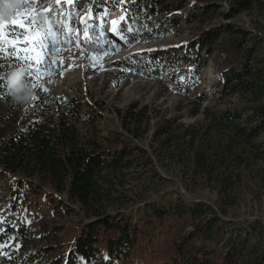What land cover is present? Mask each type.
I'll use <instances>...</instances> for the list:
<instances>
[{
	"label": "trees",
	"instance_id": "trees-1",
	"mask_svg": "<svg viewBox=\"0 0 264 264\" xmlns=\"http://www.w3.org/2000/svg\"><path fill=\"white\" fill-rule=\"evenodd\" d=\"M217 1H196L189 10L186 0L129 3L148 18L178 11L192 22L210 17L221 7ZM222 1L227 2L226 20L201 30L182 48L187 85L199 83L210 58L219 78L211 99L221 104L237 97L238 103L200 112L210 100L204 91L193 113L203 114L205 128L182 126L177 133L169 122H159L151 154L120 132L104 140L96 132L83 134L77 126L84 116L82 100L48 96L26 70L23 78L35 86L36 95L30 106L13 104L6 74L17 61L0 54V264H131L134 249L156 234L162 237L160 264H263L264 244L252 242L261 224L227 213L243 186V171L264 162L262 40L232 20L264 10V0ZM87 32L85 41L97 51L94 32ZM146 113L138 105L119 111L122 126L135 139L149 130ZM152 155H165L178 166L187 186L214 191L216 205L164 192L156 199L137 198L134 210L121 208L117 200L125 178L154 169ZM260 172L264 176V166ZM73 205L85 210L87 219L67 244L54 245L59 228L44 218L69 215Z\"/></svg>",
	"mask_w": 264,
	"mask_h": 264
},
{
	"label": "rangeland",
	"instance_id": "rangeland-1",
	"mask_svg": "<svg viewBox=\"0 0 264 264\" xmlns=\"http://www.w3.org/2000/svg\"><path fill=\"white\" fill-rule=\"evenodd\" d=\"M186 1L189 10L196 1L205 3L209 0ZM217 2L221 7L209 14L210 17L188 22L178 11L169 14L158 11L148 18L143 11L132 7L129 0H82V3H77V0L71 3L65 0H43L42 3L40 0L36 3L32 0L27 3L25 0H0V20L7 21L9 28H15L11 25L12 18L29 9L40 22L35 27L44 44L48 45L44 51L49 54V61H55L42 65V70L47 69L52 75L36 77L35 61H17L14 55L8 57L16 60L18 67L31 72L37 84L48 89V96L70 95L82 100L84 116L77 126L83 134L96 132L104 140L110 134L120 132L126 140H133L151 154L150 139L159 122H169L177 133L182 132V126L205 128L207 122L203 114L193 113L204 91L210 100L200 106V112L207 107L216 110L232 108L238 103L237 97L221 104L211 99L219 78L210 58L199 83L187 85V66L182 48L201 30L226 20L223 14L227 2ZM13 4L18 7L4 19L5 10ZM170 18L179 20V23H170ZM232 21L259 36L264 54V10L244 12ZM87 31L94 32L92 41L97 44V51H92L91 44L85 41L89 36ZM22 32V29L16 30L21 41ZM6 47L10 52L11 45ZM133 105L147 108L149 130L142 139H135L119 118V111ZM152 157L154 169L149 167L143 177L132 173L125 178V187L120 194L123 197L117 200L121 202V208L133 207L134 210L137 198L141 197V201L156 199L164 192L182 195L187 200L201 198L216 205L218 198L214 191L187 186L178 166L165 160V155ZM159 160H164V163ZM140 162L142 165L143 161ZM261 166L264 162H257L243 171V186L227 214L231 219L259 222L261 226H258L252 242L260 239L264 244V176H261ZM155 174L159 176L157 179ZM44 219L48 226L59 228L56 238L52 239L53 244L64 246L87 217L85 210L73 205L69 215H51ZM153 238L152 242L145 240L140 248L134 249L131 264H160L162 237L156 234Z\"/></svg>",
	"mask_w": 264,
	"mask_h": 264
},
{
	"label": "snow or ice",
	"instance_id": "snow-or-ice-1",
	"mask_svg": "<svg viewBox=\"0 0 264 264\" xmlns=\"http://www.w3.org/2000/svg\"><path fill=\"white\" fill-rule=\"evenodd\" d=\"M25 2L27 3L28 0H25ZM40 2L42 3L43 0H40ZM65 2L71 3L72 0H65ZM32 3H36V0H32ZM77 3H82V0H77ZM30 11L29 9H25L23 13H17L12 18L11 25L16 26L15 28H9L7 21L0 20V54H3L5 57L14 55L17 61H35L36 77L41 75L51 76V71L47 69L42 70V65L54 63L55 61H49V54L44 51L48 48V45L44 44L43 38L35 27L40 22L34 15L30 14ZM17 29L23 30L20 33L23 36V41H21L20 36L16 35ZM21 43L24 44L23 47L19 46ZM7 45H11L10 52L6 47ZM20 53H24L25 55L21 56ZM29 66L31 67L32 65L30 64ZM28 75L31 76L32 73L29 72ZM41 90L43 92L48 91L47 88H42Z\"/></svg>",
	"mask_w": 264,
	"mask_h": 264
},
{
	"label": "clouds",
	"instance_id": "clouds-1",
	"mask_svg": "<svg viewBox=\"0 0 264 264\" xmlns=\"http://www.w3.org/2000/svg\"><path fill=\"white\" fill-rule=\"evenodd\" d=\"M18 7L13 4L5 10L4 19H7L12 11ZM24 67H12L6 74L8 96L15 105L28 106L35 96V86L24 80ZM0 75H4L0 73Z\"/></svg>",
	"mask_w": 264,
	"mask_h": 264
}]
</instances>
